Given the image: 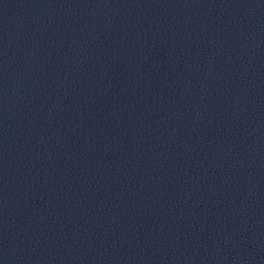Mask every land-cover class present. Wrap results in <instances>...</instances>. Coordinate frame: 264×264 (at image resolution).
I'll list each match as a JSON object with an SVG mask.
<instances>
[{"label": "water", "instance_id": "obj_1", "mask_svg": "<svg viewBox=\"0 0 264 264\" xmlns=\"http://www.w3.org/2000/svg\"><path fill=\"white\" fill-rule=\"evenodd\" d=\"M0 264H264V0H0Z\"/></svg>", "mask_w": 264, "mask_h": 264}]
</instances>
